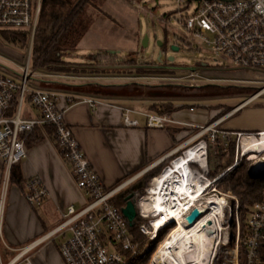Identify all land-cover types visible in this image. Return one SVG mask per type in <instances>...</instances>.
<instances>
[{
  "label": "built area",
  "instance_id": "1",
  "mask_svg": "<svg viewBox=\"0 0 264 264\" xmlns=\"http://www.w3.org/2000/svg\"><path fill=\"white\" fill-rule=\"evenodd\" d=\"M187 7L188 14L181 15L179 24L185 37H178L172 44L193 46V40L203 42L209 50L226 57L236 68L264 72V0H175ZM42 0H0V30H17L28 37V53L19 79L0 72V182L5 190L14 165L27 157L26 138L40 126H50L53 130L55 147L61 158L70 166L76 185L85 192L86 199L79 207L65 206L59 222L46 234L16 247L13 254L3 261L0 248V264H34L32 253L46 239L60 236L58 252L65 264H128L138 253L139 242L131 233L121 205L114 203V197L133 181L132 176L115 187H106L100 180L73 135L71 127L64 119V109L58 106V93L38 88H29L31 51L41 13ZM191 6V8H190ZM203 65V64H202ZM202 74V72H200ZM264 91L261 86L253 93L256 96ZM251 96V97H252ZM37 110V116L24 118L22 107L26 99ZM72 102L73 99L68 96ZM89 104L91 98H81ZM193 110V107L189 108ZM122 122L126 126H137L138 120L131 113L143 114L148 127H164L170 122L166 114L140 112L133 108H122ZM218 136L234 139V162L238 156L247 154L257 158L249 170L264 171V146H256V141L264 138V131L228 132L219 129L216 121L197 125V131L186 143L170 156L162 166L161 175L179 157L196 148L197 157L189 160L186 173L178 172L179 184L188 179V193L175 196L178 212L174 217L163 220V213L144 210L141 199L149 195L151 177L143 193H135L137 214L134 225L148 240L154 241L166 231L169 233L180 220L185 225L186 216L197 207L202 216L212 221L216 231V247L211 263L220 245L233 242L236 264H264V197L250 208L247 214L246 235L242 237L238 212V200L218 190L215 181L223 175L209 176L208 144H215ZM233 167L232 165L227 168ZM248 170V171H249ZM175 179V180H176ZM25 201L30 206H39L47 197L48 191L38 175L23 181ZM229 196L235 199L232 203ZM0 198V219H1ZM150 208V207H149ZM162 219V223H158ZM197 221V222H198ZM205 221L204 223H206ZM174 222V223H172ZM196 222V223H197ZM203 223V224H204ZM0 226V232H1ZM1 242V237H0ZM4 242V241H3ZM1 244V243H0ZM155 252V251H154ZM153 253L150 256L149 262ZM145 256V254H143Z\"/></svg>",
  "mask_w": 264,
  "mask_h": 264
},
{
  "label": "crops",
  "instance_id": "2",
  "mask_svg": "<svg viewBox=\"0 0 264 264\" xmlns=\"http://www.w3.org/2000/svg\"><path fill=\"white\" fill-rule=\"evenodd\" d=\"M105 13L107 14H100L94 20L77 44L76 47L83 50L82 54L77 56L79 59L69 61L64 56V60L74 63H90L93 62H89L88 57L90 56L99 59L97 54L107 53V55L110 54L111 57L115 58L118 53L122 54V50H126L125 58L120 60L125 61L126 58H129L128 55L137 49L138 44L142 41L139 28L127 23L117 15H111L107 11ZM107 15L118 19L123 26L115 25ZM28 41L27 37L26 55L28 53ZM7 43L13 44L11 42ZM19 44V42H16L13 45ZM25 61H27L26 56L23 64L19 67V72L16 71L18 76H20L19 73ZM30 65H32L30 66L31 76L27 83L29 88H34L33 84L29 85V83H33L32 81L36 79L34 75L37 70L58 77L60 75L75 77L76 80L70 81V85L74 87V90L58 94L57 103L59 107L64 109L66 123L71 127L74 137L106 187H115L132 176L135 177L128 187L135 184L146 172L155 169L160 162L182 147L186 140H189L197 131V125L216 121V126L219 129H225L228 132L264 131V101H257L259 96L264 94V91L252 96L258 89L241 101L232 105L227 104L223 110L211 115L205 111L196 112L192 105L184 107V104H176L173 101L160 100L152 96L144 99L143 92L139 95H124L120 94L121 91L116 94L108 91L104 93V88H101V86L117 85L121 87V85L132 83L130 81L118 83L113 82L112 79H107V76L114 75V72L58 74L36 65L33 66L32 59ZM6 68L12 72L15 71L11 66ZM105 69L109 70L107 67ZM132 73L127 75H132ZM135 75L138 79L140 76L147 77L150 74L139 75L135 73ZM55 83H58V81L52 82V84ZM89 84L99 85L102 92L88 91ZM139 87L141 88V84H139ZM43 90L55 92L52 88ZM68 96L73 99L72 102L67 99ZM81 98H91L95 103L89 104L81 101ZM24 102H26V107L23 106L25 111L22 116L24 118L37 116V110L27 97ZM156 103H166L173 108L171 112L163 113L171 120L164 127H148L145 125V116L134 112L130 115L138 120V125L126 126L123 124L122 108L152 112L151 107ZM190 107H193V110H190ZM226 108L228 109L224 111ZM52 132L49 126L36 127L25 141L27 157L11 169L12 181L7 184L5 190L2 189L0 184L3 226H5L6 215L9 212L13 213V210L15 213L23 210V215L28 217L35 215L39 221L37 230L29 234L30 236L21 238L24 244L50 231L59 222L60 213L65 206L71 204L74 207H79L86 199L85 192L75 183L70 166L64 162L57 152ZM33 175L39 176L48 191L47 197L38 206L42 214L35 210L34 212L33 207L28 205L23 196L24 191L17 182L18 179L24 181ZM52 215H55L57 220L53 226L51 224L55 221L51 222L50 217ZM3 231L2 229L3 239L5 240ZM31 236L32 238H29ZM48 240L46 239L36 247V251L32 255L36 264H42L38 254L40 250H43V245L49 246L46 243Z\"/></svg>",
  "mask_w": 264,
  "mask_h": 264
},
{
  "label": "rangeland",
  "instance_id": "3",
  "mask_svg": "<svg viewBox=\"0 0 264 264\" xmlns=\"http://www.w3.org/2000/svg\"><path fill=\"white\" fill-rule=\"evenodd\" d=\"M86 9L89 14H92L90 25L100 14L106 15L107 13L105 12L107 11L111 15H117L127 23L138 27L142 41L145 35L148 36L147 45H143L141 41L137 49L132 53V56H128L129 58L132 57L133 63H119L120 60L125 58V53L127 52L126 50H122V54L118 53V56L115 58L111 57L110 54L107 55L108 57L99 58V60L94 57L93 63L96 66H105L108 69L118 67L124 70L128 68L133 69L137 66L139 68L170 69L172 71L171 73L150 74L147 77L140 76L138 79L134 72L132 75H127L128 73L122 71L107 76V79H112L113 82L135 81L141 84L143 95H145L143 96L144 99L152 96L160 100L165 99L173 101L176 104H184V107L192 105L196 112L205 111L207 114L212 115L223 110L225 105L235 104L250 96L256 89L264 86V72L236 68L226 57L212 52L200 40L192 39L193 46L190 48L184 44H180L179 46L174 44L178 46V50H172L170 45L178 37H185V33L179 24L180 16L189 13L187 7L180 6L175 0H101L97 4L98 10H94L91 6H86ZM107 16L115 25L123 26L118 19L110 17L109 15ZM157 39L166 41V46L164 47L162 45V47H159L156 42ZM159 51L162 53L160 58ZM26 52V42L23 44L20 43L19 45L8 44L0 36V71L12 78L19 79L16 71L17 73L19 72V67L23 64ZM82 52L83 50L80 47H74V49L66 53L65 59L69 61L78 60L79 57L77 56H80ZM88 58L90 59V57ZM10 66L15 71L12 72L6 68ZM34 76L36 79L32 81L33 83H29V85L33 84L32 86L34 88H42V90L52 88L58 94L74 90V87L70 85V81L76 79L72 75H60L58 77L37 70ZM54 81H58V83L52 84ZM205 84L217 85L219 88L206 91L200 88V86ZM101 88H104V93L108 91L109 93L116 94L119 91H123L117 85L101 86ZM257 101H264V94L260 95ZM23 106L26 107V102L23 103ZM24 107H22V114L25 111ZM234 156L233 151L230 150L225 152L223 157L218 153L216 155L215 150H210L208 162L210 174L213 175L219 171L218 173L223 172L222 174L225 175L240 167L242 164H244V167L240 169H246L248 171L258 158L244 154L238 156L237 161L234 162ZM228 164H230L228 167L233 166L230 170H227L228 167L225 168ZM259 169L257 168L255 170L257 177L264 175V171H260ZM11 181L12 176L10 175L8 184ZM223 193L234 196L238 200L235 195L229 192ZM231 196H229V200L234 203L235 199ZM32 210L42 214L38 206H33ZM22 212L23 210H20L19 213H15L14 210L13 213L9 212L4 221L5 226H3V215H1L0 226L4 230L3 232L7 242L3 239L1 229L0 248L3 261L7 260L13 254V250L6 248L4 244H7L12 249H16V247L24 244L21 238L30 236L29 234H32L39 227V221L35 215L28 217L27 215H23ZM50 220H52L51 222L55 221L51 226L57 222L55 215H52ZM167 235L169 234L165 233L162 238L157 236L153 242L145 239L146 243L143 246L144 249L141 251V254H145L144 257L150 259L151 254L154 253L158 245H160V242ZM32 236L29 238H32ZM60 241V236H53L46 242L49 246L46 247L43 245V250H40L38 254V258L42 260V264H65L58 252ZM233 244L232 242L228 245L218 246L213 264H231L235 253L233 251ZM35 251L36 249L32 255ZM148 259L145 264L150 263ZM31 260L36 264L34 256L31 257Z\"/></svg>",
  "mask_w": 264,
  "mask_h": 264
},
{
  "label": "trees",
  "instance_id": "4",
  "mask_svg": "<svg viewBox=\"0 0 264 264\" xmlns=\"http://www.w3.org/2000/svg\"><path fill=\"white\" fill-rule=\"evenodd\" d=\"M99 1L101 0H42L38 27L31 51L33 66L36 65L37 67L44 68L49 72L58 74H77L86 72L93 74L107 71L119 73L123 71L128 74L135 72L139 75H155L172 72L170 69L139 67H135L133 69L128 68L126 70L116 67L115 69L107 70L102 66H96L93 62L74 63L64 60L66 53L77 46L89 28L92 14L87 12L86 6H91L94 10H98L97 4ZM0 36L7 42H11L13 44L16 42L23 44L27 40V35L24 32L17 30H0ZM163 46H166V41L163 42ZM128 56H132V53ZM97 57H107V53H99L97 54ZM93 59L94 56H90V59L88 58L89 61H93ZM126 62L133 63L134 61L132 57H130L129 59L120 61L119 63ZM88 87V91L98 93L102 92L99 88L100 86L97 84H89ZM200 88L209 91L211 89L214 90L215 88H219V86L206 84L200 86ZM120 90H123L120 94L124 95H139L143 92L139 87V84L135 81L129 84L121 85ZM151 108V111L156 114L171 112L173 109L166 103H156L153 104ZM234 145L233 137H229V139L226 140L221 136H218L215 144H208L207 161L209 162L210 150H215L216 155L218 153L223 157L225 152L228 150L233 151L234 153ZM169 160L170 157L163 160L155 169L146 172L142 177H140L135 184H132L130 187H127L119 192L113 199L114 203L122 205L124 196L129 192L133 191L136 194L143 193V189L147 187L149 179L160 173L159 171L162 166ZM230 164L226 165L225 168H227ZM243 167L244 164L240 165V167H237L232 172L221 176L215 181V186L218 190L229 192L235 195L238 199V212L242 237L246 235L245 228L247 225V214L249 213L250 208L256 202L260 201L262 197H264V175L254 177L246 169H240ZM218 172L211 175L209 171V176L213 177L218 174ZM17 182L21 189L24 190L23 180L18 179ZM130 231L133 233L135 240L139 242V249L137 255L130 260L128 264H145L148 258H145L143 254H141V251L144 249L143 246L146 243L145 239H147V237L143 236L142 233L138 231L137 225L131 227ZM166 232L167 230L162 231L158 236L162 238ZM240 264L243 263L240 261Z\"/></svg>",
  "mask_w": 264,
  "mask_h": 264
},
{
  "label": "bare ground",
  "instance_id": "5",
  "mask_svg": "<svg viewBox=\"0 0 264 264\" xmlns=\"http://www.w3.org/2000/svg\"><path fill=\"white\" fill-rule=\"evenodd\" d=\"M255 143L257 147L264 146V138ZM196 155V148L189 150L185 156L177 158L170 168L152 179L149 195L140 200L144 210L163 213V220L177 214L180 207L175 201L177 193L193 196L188 193V179L179 184L176 175L179 177L178 172L189 174L185 167L189 160L195 159L201 163V157L198 158ZM207 219L209 218L205 216L192 226L178 220L169 235L158 245L149 264H210L216 240L204 227L207 225L204 223ZM163 220L158 219V223H162ZM211 227L216 230L214 225ZM231 264H236L234 255Z\"/></svg>",
  "mask_w": 264,
  "mask_h": 264
},
{
  "label": "water",
  "instance_id": "6",
  "mask_svg": "<svg viewBox=\"0 0 264 264\" xmlns=\"http://www.w3.org/2000/svg\"><path fill=\"white\" fill-rule=\"evenodd\" d=\"M147 41H148V36L145 35L143 38V41H142L143 45H147ZM156 42H157V45L159 47H162L164 41L157 39ZM170 48L172 50H178V46H176L174 44H171ZM161 54H162L161 51H159V58H160ZM153 67H156V66H153ZM248 172L252 176L257 177V173L254 170H249ZM135 203H136L135 202V192L132 191V192H129L128 194H126L124 196L123 203L121 205V211L124 214V216L126 217V220L128 222L129 227H133L134 223H135V217L137 214ZM201 216H202V212L197 207H194L190 211V213L186 216L187 225L188 226L194 225ZM172 223H174V222H172ZM205 224H207L204 227L207 228L208 233L213 234V239L216 240V231L211 227L212 221L208 220L207 223H205Z\"/></svg>",
  "mask_w": 264,
  "mask_h": 264
}]
</instances>
